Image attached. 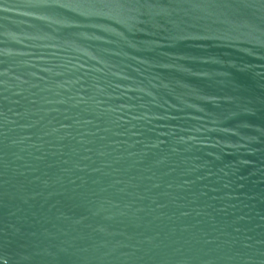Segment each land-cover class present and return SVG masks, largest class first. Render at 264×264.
<instances>
[{
  "label": "water",
  "instance_id": "water-1",
  "mask_svg": "<svg viewBox=\"0 0 264 264\" xmlns=\"http://www.w3.org/2000/svg\"><path fill=\"white\" fill-rule=\"evenodd\" d=\"M0 264H264V0H0Z\"/></svg>",
  "mask_w": 264,
  "mask_h": 264
}]
</instances>
